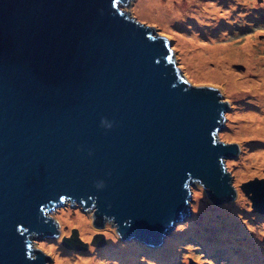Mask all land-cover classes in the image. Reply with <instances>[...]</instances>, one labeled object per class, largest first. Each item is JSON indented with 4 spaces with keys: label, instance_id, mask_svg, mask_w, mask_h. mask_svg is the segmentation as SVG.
Returning <instances> with one entry per match:
<instances>
[{
    "label": "water",
    "instance_id": "obj_1",
    "mask_svg": "<svg viewBox=\"0 0 264 264\" xmlns=\"http://www.w3.org/2000/svg\"><path fill=\"white\" fill-rule=\"evenodd\" d=\"M130 0H0V264H49L32 238L65 200L123 241L157 247L192 202L235 199L220 86L190 81L170 40L122 11ZM264 214V181L240 186ZM86 251L77 230L63 238ZM107 244L97 234L91 245Z\"/></svg>",
    "mask_w": 264,
    "mask_h": 264
},
{
    "label": "rangeland",
    "instance_id": "obj_2",
    "mask_svg": "<svg viewBox=\"0 0 264 264\" xmlns=\"http://www.w3.org/2000/svg\"><path fill=\"white\" fill-rule=\"evenodd\" d=\"M174 1L175 2L170 5L172 8L179 10L178 16L176 15V17L169 22L168 28L163 25L161 20L156 18V15H153V13L148 14L147 11L140 6L141 0H130L129 4L124 3L118 6L122 11L130 12L129 15L136 18L137 21H142L145 25H153L157 29V34L168 37L170 46L174 52L175 63L181 67L183 73L190 81L198 84H216L220 86L223 92L221 97L223 99H228L229 102L234 105L233 109L227 112V114H229L225 117L223 124L224 129H222V131L219 130V135L225 140L238 141L245 151L240 160L234 163V165H236L235 167L231 161H226L227 169L232 173L233 185L238 188L239 194L232 201L222 202L217 205L209 198L201 184L194 182L190 187L192 191V202L190 203L189 215L182 222L175 224L169 233H167L163 243L156 248L146 246L138 241H123L119 237L114 223L110 221H107L102 228L96 227L94 225V208L85 209L77 202L66 200L60 208L51 210L46 214H50L59 221L57 223L58 235L49 239L32 238L33 245L41 246L51 254L48 262L49 264H80L84 263V261L96 258V255H99L100 259L98 260L101 261L102 264H121L119 255H122L123 251L128 250L132 243L136 244L138 247V255L140 258L137 259L141 263L158 264L152 259L155 256L154 254L164 249L162 248L164 247V242L170 240L172 236L184 235L185 232L191 228L193 221L196 220V223L203 227L205 231L211 227L214 228L215 222L223 220L226 222L231 216L237 218L234 214L241 216L242 220L247 224H242L243 230L236 227L237 230L232 231L231 239L234 241L233 244L213 253V249H209L205 246L199 240V237L189 234L186 236V242L177 248V254L174 255V258H171L167 264H231L228 259L219 258L225 255L231 256L230 250L239 255L248 257L249 261L253 263L264 264V216H259L252 212L251 205L246 204L249 199L245 197L240 189V186L248 181L264 178V171H262V169H264V158L263 161H261V165L263 166L260 172H256L252 168L257 164L255 159H252L255 153L264 154L262 147L264 142V128L262 127L264 123V75L259 76V74H262L261 71L250 72L251 66L248 64L245 58L246 56L243 58L231 57L232 59L229 62L231 65L229 66L227 63L225 66L226 68L229 66L230 71L238 76V82L251 81L259 84L260 87L259 89H254L250 86H237V88H235L234 86L231 87L233 85L232 83L229 85L226 83L229 86V89L226 90L225 86L221 84L218 79H214L212 75L209 79H204L203 81L193 77L187 70V66L181 56L182 50L178 46V37L185 34H187L185 37L186 39L196 34L201 37L202 33L199 31V26L202 24V28L204 27L208 30V35L212 33L216 34V32L218 35L212 42L200 38L201 44L206 45L212 43L213 46L230 45L228 48H233L232 51L234 50V52L238 51L240 53L242 51L240 46L246 43V39L249 38L251 41L256 42L255 45L257 46L255 47L254 45L256 54L253 59L257 60V67L264 70V0H240L237 6H227L234 0ZM204 2L215 6L214 10L220 12L219 18L221 20H216V22H205L206 20L200 18L201 15L204 16L206 13L211 14L209 11L202 12V3ZM166 3L167 0L162 1L163 5ZM174 5L176 7H174ZM227 7L230 8L225 10ZM232 8H235V10ZM230 10L233 11L231 12L232 14L229 15V19L223 21L221 17L225 15L222 13H228ZM239 17L244 20H240ZM226 24L230 27H223ZM222 28H224V31H222ZM192 32H194V34H191ZM221 57L219 53L216 59L212 58L206 60V62L209 63V65H206L207 71L214 70L215 72H220L217 66V60ZM236 68H238V70ZM248 75H250V77H247ZM229 81L232 82L233 80L230 79ZM255 96L260 100H256L254 98ZM251 140H254V143L251 144ZM246 169L248 171H246ZM246 174H248V176H246ZM197 192H200V195H198ZM79 215H84L89 221L87 228L90 232L88 234L83 233L85 227H82L81 224L73 223V220L76 221ZM230 224L233 226L241 225L236 222ZM230 224L229 226H231ZM74 230H77L78 237L82 242L89 244L88 250L77 251L63 246V238H71ZM97 234H103L105 236L107 242L105 246L96 248L91 245V242ZM221 235H225V232L222 231ZM110 237L114 238L112 239L114 240L113 243L110 242ZM108 248L112 250L110 254L107 253ZM77 259L80 261H77Z\"/></svg>",
    "mask_w": 264,
    "mask_h": 264
},
{
    "label": "bare ground",
    "instance_id": "obj_3",
    "mask_svg": "<svg viewBox=\"0 0 264 264\" xmlns=\"http://www.w3.org/2000/svg\"><path fill=\"white\" fill-rule=\"evenodd\" d=\"M163 0H141L140 2V6L143 7L148 14L153 13V15H156V18L158 20H161V22L163 23V25L165 27L168 28V25L170 24L169 22L176 17V15L178 16V11L174 8H172V3L175 2L174 0H167L166 4H162ZM240 2V0H234L233 2H230L227 6H237V3ZM171 4V5H170ZM174 7H176L174 5ZM202 12H211V14L206 13V15L202 16L200 18H203L204 20H206L205 22H213L216 20H221L219 18L220 12L215 11L214 5H209L207 2L202 3ZM230 7H227L228 10ZM173 9V10H172ZM233 10H235V8H232ZM232 10V11H233ZM231 10L228 13H222L225 16L221 17L224 20L229 19V15H231L232 12ZM227 15V16H226ZM214 18V19H213ZM232 18V16H231ZM237 18V17H235ZM240 20H244L243 18L239 17ZM223 27H227L229 28V25H224ZM199 31L202 33V36L199 37V35H192L190 38L186 39L185 37L187 36V34L178 37V46L181 48L182 50V54L181 56L183 57V61L187 66V70L190 72V74L193 77H196L198 80L203 81L204 79H209V77H211V75L213 76L214 79H218L219 82H221V84H223L227 89H229V84L232 83L233 85L231 87H235L237 88V86H250L254 89H259V84L253 83V82H247V81H242V82H238L237 79V75H235L233 72L230 71L229 66L231 65V63L229 64L230 60L232 59L231 57H235V58H243L245 57L247 59L248 64L251 66L250 67V72L251 71H261L262 74H259V76L264 75V70H262V68L257 67V60L253 59L255 57L256 54V50L255 47L257 45L256 42L251 41L249 38L246 39V43L241 47L242 51L239 53L238 51L234 52V50L232 51L233 48H228V46L230 45H215L213 46L212 43L210 44H201L200 43V38L205 39V40H209V41H213L216 37H217V32L216 34H211L208 35V30H206L204 27L202 28V24L199 26ZM222 31H224V28H222ZM220 33V32H218ZM191 34H194V32H192ZM255 45V47H254ZM220 53V55L222 56L220 59H218V68L220 70V72H215L213 71H207V66L209 65L208 62H206V60L209 59H216L217 55ZM232 53V55H231ZM205 57V58H204ZM227 60V62H226ZM234 61V59H233ZM228 63V68H226V64ZM261 65V64H258ZM264 65V63H263ZM238 70V68H236ZM233 76V77H232ZM247 77H250V75H248ZM253 77V76H251ZM233 80L232 82H230L229 80ZM228 85H227V84ZM264 88V87H263ZM264 90V89H263ZM256 100H260L257 99V97H254ZM264 158V154L262 153H255V155L253 156L252 159H255V161L257 162V164H255L252 168L256 171V172H260L261 167L263 165H261V161H263ZM245 171V170H244ZM246 171H248L246 169ZM246 176H248V174H246ZM198 195H200V192H197ZM235 216H237V218H235L234 216H231V218L228 221H219V222H215V226L214 228L211 227L210 229H206L205 231L203 230V227L199 226L196 223V220L193 221L191 228L188 229L187 232H185L184 235H175L174 237L172 236V238L170 240H167L166 242H164V249H161V251L156 252L154 255V258H152L153 260H155L158 264H167L169 263V260L171 258H174L173 256L177 254V248L182 245L183 243L186 242V236H188L189 234H193L197 237H199V240L205 245L207 246L209 249H213V253L217 252L218 250H220L221 248H226L228 245L233 244V240L232 238V231L237 230L236 227H238L239 229L243 230V225L242 224H247L245 223L241 216L234 214ZM208 218V216H207ZM69 219V217H68ZM232 222H236L238 224H241L240 226H233L230 223ZM73 223H79L81 224L82 227H85V229L83 230V233L88 234L90 232V230H88L87 226L89 224V221L86 219V217L84 215H79L77 216V220H73ZM71 224V223H70ZM229 224L231 226H229ZM204 226V225H203ZM224 231L225 235H221V232ZM113 237H110V242L113 243L114 240ZM108 248L107 253L110 254L112 252V250ZM97 254V253H96ZM230 254L231 256H224V257H219L222 259H228L229 263L231 264H256L253 263L251 261H249L248 257H245L244 255H239L237 253H235L234 251L230 250ZM121 258V264H143L141 263L137 258H140L138 255V247L136 246V244L132 243L128 250H125L122 252V255H119ZM107 257V256H105ZM110 257V256H108ZM99 255H96V258H92V260H87L84 261V263H80V264H102L101 261H99ZM77 261H80L79 259H77Z\"/></svg>",
    "mask_w": 264,
    "mask_h": 264
},
{
    "label": "flooded vegetation",
    "instance_id": "obj_4",
    "mask_svg": "<svg viewBox=\"0 0 264 264\" xmlns=\"http://www.w3.org/2000/svg\"><path fill=\"white\" fill-rule=\"evenodd\" d=\"M229 102V101H228ZM241 103V102H240ZM233 107H234V105H232L230 102H229V111L228 112H230L232 109H233ZM229 114V113H228ZM227 114V115H228ZM262 127L264 128V123H263V125H262ZM222 129H224L223 127H221V131H222ZM222 133V132H221ZM222 142H225V144H229V145H235V147L237 148V152L235 153V154H233V155H231L230 156V158L229 159H227L226 161H231L232 163H233V165H234V163H236L238 160H240V158H241V156H242V154H244L245 153V151L242 149V146L240 145V143L238 142V141H236V140H230V141H222ZM250 143L252 144V143H254V140H251L250 141ZM262 147H263V151H264V142H263V145H262ZM236 165H234V167H235ZM262 171H264V169H262ZM260 180H263L264 181V178H261ZM234 188H235V193H236V195H235V198L237 197V195L239 194V191H238V188H236L235 186H234ZM246 197V196H245ZM247 198V197H246ZM248 199V198H247ZM250 201V200H249ZM246 202V204L247 205H251V201L250 202ZM220 203H218L217 205H219ZM251 208H252V205H251ZM252 210V212L254 213V214H258L259 216H264V214L263 213H259V212H254V210L253 209H251ZM95 225V224H94ZM96 226V225H95Z\"/></svg>",
    "mask_w": 264,
    "mask_h": 264
},
{
    "label": "clouds",
    "instance_id": "obj_5",
    "mask_svg": "<svg viewBox=\"0 0 264 264\" xmlns=\"http://www.w3.org/2000/svg\"><path fill=\"white\" fill-rule=\"evenodd\" d=\"M226 115H227V113H226ZM226 115H225V117H226ZM223 124H224V122H223ZM222 127H223V125H222ZM220 129H221V128H220ZM220 129H219V130H220ZM65 201H66V200H65ZM63 203H64V201H63ZM63 203H62V205H63ZM62 205H61V206H62ZM61 206H60V207H61ZM60 207H56L55 209L60 208ZM53 210H54V209H53ZM187 216H188V215H187ZM162 243H163V241H162ZM146 246H147V245H146ZM93 247H94V246H93ZM149 247H151V246H149ZM157 247H158V246H157ZM147 248H148V247H147ZM154 248H156V247H154ZM87 250H88V249H87Z\"/></svg>",
    "mask_w": 264,
    "mask_h": 264
}]
</instances>
